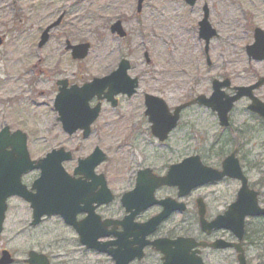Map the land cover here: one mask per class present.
Wrapping results in <instances>:
<instances>
[{
	"label": "rangeland",
	"instance_id": "1",
	"mask_svg": "<svg viewBox=\"0 0 264 264\" xmlns=\"http://www.w3.org/2000/svg\"><path fill=\"white\" fill-rule=\"evenodd\" d=\"M170 6L175 12L167 15ZM205 10L216 33L207 51L210 65L198 37V22ZM117 21L126 33L124 38L110 32ZM57 22L38 48L42 33ZM255 28L264 34V5L257 7L252 0H197L193 6L185 0H143L139 12L137 0H0V130L7 126L10 131H23L31 160L53 149L71 152L72 161L63 164L69 174L77 159L99 148L106 161L97 172L106 175L113 187L116 200L108 210L115 212L121 189L132 183L128 176L145 166L162 168L161 159L168 158L166 148L156 145L139 122L142 95H155L172 107L197 95L208 97L214 79L229 81L230 89H223L229 95L232 87L254 84L264 77V61H248L245 53ZM79 44L87 45V54L73 60L66 47ZM101 54L105 59H97ZM122 59L131 65L129 76L140 80L137 94L127 100L118 98L117 109L103 106L89 137L63 133L53 110L55 82L67 78L80 85L102 78ZM254 96L264 103V86ZM248 104L244 98L234 105L229 115L232 128L227 130L217 126L208 109L189 108L168 141L181 143L178 147L185 146L188 152L201 148L214 154L219 149L212 143H227L224 151L229 152L235 145L242 170L252 182H262L264 127L253 121ZM230 186L216 187L214 192L226 200ZM29 221L27 208L11 201L0 251H8L16 264H22L29 250L50 256L54 264H103L100 256L77 244L74 233L58 218L46 219L35 228L28 227ZM177 223H168L166 229L174 234Z\"/></svg>",
	"mask_w": 264,
	"mask_h": 264
},
{
	"label": "flooded vegetation",
	"instance_id": "2",
	"mask_svg": "<svg viewBox=\"0 0 264 264\" xmlns=\"http://www.w3.org/2000/svg\"><path fill=\"white\" fill-rule=\"evenodd\" d=\"M254 30H253V42H254ZM125 36L126 33L122 38H124ZM38 48L40 47L38 46ZM71 59H73L72 55H71ZM248 61H253V60L248 59ZM253 62H258V61H253ZM147 64H149V62H147ZM130 68L131 65L129 63V69L127 71V74L130 71ZM114 71L115 70L110 72L107 76L111 75ZM102 78H92L90 80H86L84 83L80 85H77L75 83L72 84L71 81L68 80L67 78L57 80L55 82L56 95L53 101V110L56 113L57 118H58V112L54 108L55 99L57 98V96L62 94L63 89L66 92L71 90L72 87H75L76 89H80L84 85L91 83L94 79H102ZM261 78L264 77H260L257 80ZM136 80H137V85L134 94L131 95L130 97L121 94L114 96V100L116 103L115 106H112L111 103L106 101L105 99L98 100L97 97L95 96L91 98L88 101L89 109H94L97 105H99V112L96 120L100 116L103 106L109 105L112 109H117L119 106L120 99L127 100L131 97H134L137 94V91L139 89V82H140V80L138 79ZM213 81H217L220 83L227 81L229 83L227 79H224L222 81L214 79L212 80V82ZM233 88H238V87H232L231 88L232 92H233ZM223 89L226 88L221 89V91L225 92ZM228 89H230V83ZM107 92L108 89H104L103 93L101 94V97H103V94ZM145 96H152L159 98L151 94L142 95L141 103H142L143 112H141L139 122L140 124H143V126L145 127V130L144 128L143 130L147 132L148 136L155 141L156 145L166 148V154H167L166 156H168V158L161 159V161H163L162 168H157L154 167L153 165L145 166L144 168H139L135 170L132 173V175L128 176V179L130 180L129 182L132 181V183L131 184L128 183V187L124 186V189L123 188L121 189L122 190L121 194L117 198L119 203L118 210H116L115 212H111L110 210H108V207L116 200L113 187L111 189L106 175L97 172V169L105 162L98 165L94 169L92 176L95 177L102 184L103 188L107 189L112 196V201L106 205L101 204L97 207L95 204L92 205V207H96L94 212L100 218V220L102 222L110 223L103 230L101 229V233L103 232L105 234V237L98 239V241L101 242L104 246V252L100 254L95 251L88 250L86 247H83L79 243V237L74 233V231L71 228L67 227L76 236L77 244L85 252L91 253L98 257L100 256L99 258H102L103 264H116V259H118L119 264H264V216L261 215V216L244 217L243 233L240 238H238L237 236L236 228L230 229V228L218 226L219 218H221L228 211L231 205L236 203L238 192L242 188L241 181L224 176L217 180H210L196 185L191 184L189 181H187V178L190 175L189 169L191 165H194V161H193L191 162V164H186V165L184 164L185 166L182 165L181 167L177 168L167 184H162L160 186H157L158 178L160 179L165 178L168 175L171 167L178 166L182 164L185 160L191 159L193 157H196L197 161L205 169H209L210 171L219 173L222 171L223 161L229 155L235 152V156L239 161L241 167L240 159L238 158V153L240 150H238V148L234 145L232 151L230 152L224 151L228 147L226 146L227 143H212L213 146L216 145L218 147L219 149L218 154L209 153V152L204 153L201 148H195L192 152H188L185 146L178 147L181 143H172L168 141L169 136L179 127L180 124L179 122L181 121V118L186 110L192 107H204V106H199L197 104L187 106L181 109L180 111H178L175 127L171 129L170 132H168L166 136V140L160 141L156 136L153 135L148 116H146L145 114L146 113ZM198 96H204V95H197L189 99L188 101L178 103L176 105H173L172 107H169L167 103L163 99L162 100L165 102L168 108L167 110L169 115L172 116L176 108H179L182 105L192 102ZM70 97H68V99ZM65 105L67 106L69 105V103L66 101ZM209 111L211 114H213L216 117L217 126L220 129L227 130L229 128L230 129L232 128L231 120L229 116L232 110L228 114V126L226 128H222L221 126H219L217 114L215 112H212L211 110ZM248 112L252 115L253 121L256 124L258 123L257 125L263 128L264 120L259 116H257L256 114L250 111ZM129 116L132 117V115L130 114ZM138 116L139 114L137 115V117ZM95 121L89 127L88 136L83 137V131L81 130L77 131L74 134L80 133L83 139L89 137L92 133L91 127L95 123ZM136 124L138 123L136 122ZM7 128L10 131V128L9 127ZM17 130L18 129H16L15 131ZM15 131H10V133H13ZM21 132L24 133L23 131ZM27 141L28 138L26 139V144ZM210 148L216 149L213 148L212 146ZM205 156H207V158ZM210 158L213 159L214 161L209 162ZM72 159L73 157L71 153L70 161H72ZM79 160L81 159L76 160V166ZM76 166L73 168L70 174L68 173V175L75 182H81V184L85 182L83 187L85 188V190L89 191V187L93 186V184L91 185V180L86 179L83 175L81 176L74 175L73 171L76 168ZM242 172L245 178V186L247 190L257 194L256 204L260 209L264 210V175H263V179L261 180L262 182L254 183L249 179L248 174H246L244 170H242ZM39 176H40V171L38 170L27 173L21 177V184L26 188L27 191L34 194L35 191H31V188L34 182L39 178ZM122 181L124 182L125 180L121 179L120 182ZM137 181H139V188H138L139 211L133 217L132 222L126 221L125 224H122L124 222V219L129 214L126 212V209L122 204V198L124 195L128 194L134 188H136ZM231 184L232 186H230L231 188L230 192L226 193L228 194V199L226 200L220 198L221 193L219 191L214 192V189L216 187L222 185H231ZM100 189H101V185L97 184L93 192L97 193L100 191ZM11 201H16L17 203L27 208L30 219V221L28 222L29 228H35L40 224H42V222H44L46 219H50V218H42L37 226H33L32 209L30 208V204L18 196L10 197L6 201L7 208H6L5 218H6V214L9 212V204ZM145 203L147 204L145 205ZM163 213H168V215L165 218H163L157 226L152 227L151 224H148L150 221L154 220L160 214ZM86 216L87 213H80L76 216V221H81ZM55 218H58L60 222L63 224L62 220L59 217H55ZM176 220L178 221L176 225L178 231L173 234V232L168 231L166 229V225H168V223H173V221ZM117 235H119L120 238ZM178 240H183L182 241L183 243L175 244V242H177ZM185 240H188V243L184 242ZM156 242H159L160 247L175 252L176 254H174V257H172L170 260H166V258L161 253V251L156 250V247L152 246V244ZM192 244L194 246H192ZM2 251H0V259H1ZM31 251L36 252L34 250L27 251L25 259L21 261L22 264H28L27 262L29 259L28 254ZM37 254H43V253L37 252ZM45 256L47 258L48 264H54L50 256L48 255ZM10 257H11V264H16L15 259L11 255ZM76 262L77 261H70L68 264H76Z\"/></svg>",
	"mask_w": 264,
	"mask_h": 264
},
{
	"label": "water",
	"instance_id": "3",
	"mask_svg": "<svg viewBox=\"0 0 264 264\" xmlns=\"http://www.w3.org/2000/svg\"><path fill=\"white\" fill-rule=\"evenodd\" d=\"M142 1H137V12L141 9ZM195 2L196 0H185L188 6H193ZM207 18L208 14L205 10L202 20L198 23V37L204 42L205 54H207L210 40L216 37V33L210 27ZM57 25L58 22L51 25L42 33L38 44L39 47L47 41L48 30ZM110 31L112 34L116 33L119 37L125 35L121 30L120 22L114 23ZM87 48V45H78L68 46L67 50H71L74 60H81L85 58ZM245 51L249 60L258 62L264 60V34L262 31L259 29L254 30V42L252 45L247 46ZM207 62L209 64L208 57ZM128 69V62L122 60L117 70L107 77L94 79L91 83L84 85L80 89L72 87L67 92L63 89L62 94L55 99L54 108L58 112V121L68 135L81 130L83 131V137L88 136L89 127L96 120L99 112V105L94 109H89L88 107V101L94 96L98 100L105 99L112 106H115L114 96L121 94L130 97L134 94L137 80L130 79L127 76L126 72ZM263 85L264 78H261L252 86L233 88L234 94L229 96L221 91L222 88H229L227 81L222 83L213 81L212 94L208 98L198 96L192 102L176 108L172 116L169 115L168 108L163 100L152 96H145V114L148 116L153 135L160 141H164L168 132L175 127L178 111L193 104L204 106L215 112L219 126L226 128L228 126V113L231 111L234 103L241 98H247L250 101L248 110L256 113L264 120V104L253 96V91ZM104 89H108V92L101 97ZM68 97L70 98L68 99ZM66 101L69 103L67 106L65 105ZM234 155L235 152L223 161L220 173L205 169L200 165L196 157L185 160L182 164L171 167L165 178H158L157 186L167 184L177 168L184 164H191L193 161L194 165H191L189 169L190 175L187 178V181L191 184L196 185L210 180H217L224 176L240 180L242 188L238 192L236 203L231 205L228 211L218 220V226L220 227L236 228L237 236L240 238L243 233L244 217L264 216V210L258 208L256 205L257 194L247 190L245 179L241 174L238 161ZM70 159L71 154L60 149L51 151L43 160L33 162L29 159L26 148V136L24 134L20 131L10 134L7 127L0 131V233L6 212V200L10 197L18 196L30 204L33 226L38 224L40 218L44 215L60 216L66 225L71 226L75 230L79 237V243L99 253L104 252V246L98 242V239L105 237V234L101 233V229L103 230L110 223H100L99 218L94 214V210L101 204L110 203L112 196L92 174L94 168L101 164L105 160V157L98 149H95L89 157L78 161L77 168L73 174L83 175L86 179L91 180V185L93 184V186L89 187V191L83 187L85 182L82 184L81 182H75L63 170L61 164L65 161H70ZM35 169L40 170V177L32 185L31 191H35L32 194L21 184V176ZM97 184L101 185V189L95 193L93 190ZM138 188L139 181H137L136 188L122 198V204L126 212L129 213V216L124 219L122 224H125L126 221L131 222V219L139 211ZM93 204L96 207H92ZM80 213H87V217L80 222H76V216ZM167 215L168 213L160 214L148 224L155 227ZM117 236L120 238L119 235ZM182 241L178 240L175 244L183 243ZM184 242L188 243V240ZM152 246H155L156 250H160L166 260H170L176 254L169 249L160 247L159 242L153 243ZM192 246L194 245L192 244ZM28 256V264H48L46 257L43 255H38L31 251ZM0 264H11V259L7 252H2ZM116 264H119L118 259H116Z\"/></svg>",
	"mask_w": 264,
	"mask_h": 264
},
{
	"label": "bare ground",
	"instance_id": "4",
	"mask_svg": "<svg viewBox=\"0 0 264 264\" xmlns=\"http://www.w3.org/2000/svg\"><path fill=\"white\" fill-rule=\"evenodd\" d=\"M252 2H253V4H255L257 7H259L261 4L262 5H264V0H262V2L261 1H259V0H252ZM168 13H167V15H172V14H174V10L171 8V6L170 7H168ZM164 10H166V9H164ZM262 14H263V12H262ZM102 55V54H101ZM103 57H104V59H105V56L104 55H102V56H99L97 59H103Z\"/></svg>",
	"mask_w": 264,
	"mask_h": 264
}]
</instances>
